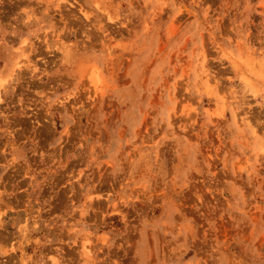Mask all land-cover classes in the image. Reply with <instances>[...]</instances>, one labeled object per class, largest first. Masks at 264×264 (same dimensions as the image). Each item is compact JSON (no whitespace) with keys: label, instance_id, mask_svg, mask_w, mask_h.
<instances>
[{"label":"rangeland","instance_id":"374dc122","mask_svg":"<svg viewBox=\"0 0 264 264\" xmlns=\"http://www.w3.org/2000/svg\"><path fill=\"white\" fill-rule=\"evenodd\" d=\"M0 264H264V0H0Z\"/></svg>","mask_w":264,"mask_h":264}]
</instances>
